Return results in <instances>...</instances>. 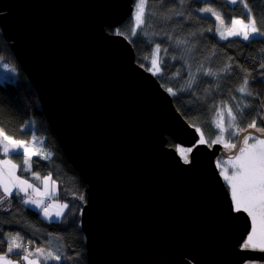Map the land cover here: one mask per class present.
Listing matches in <instances>:
<instances>
[{"label": "water", "instance_id": "water-1", "mask_svg": "<svg viewBox=\"0 0 264 264\" xmlns=\"http://www.w3.org/2000/svg\"><path fill=\"white\" fill-rule=\"evenodd\" d=\"M134 1L0 0V32L85 185L87 262H264V253L241 247L250 221L234 211L215 164L233 153L199 143L200 132L117 35ZM168 138L192 149L188 163Z\"/></svg>", "mask_w": 264, "mask_h": 264}, {"label": "trees", "instance_id": "trees-1", "mask_svg": "<svg viewBox=\"0 0 264 264\" xmlns=\"http://www.w3.org/2000/svg\"><path fill=\"white\" fill-rule=\"evenodd\" d=\"M249 2L258 26L264 27V12L261 11L264 0ZM205 5L220 12L226 21L228 17L244 13L240 4L232 5L227 0H150L149 8L153 14L151 17L146 14L145 26L138 30L136 36L130 35L134 24L131 18L117 31L128 36L136 63L145 69L151 67L148 58L156 45H160L162 74L155 75L156 78L164 89L172 88L177 93L170 94L176 109L191 126L199 127L205 139L210 141L218 135L214 125L215 111L225 102L232 105L234 110L241 99L251 103L252 107L246 110L251 114L246 116L244 123L256 119L261 126L259 115L264 113V108L260 107L264 104V83H261L264 80V68L261 67L264 64V37L257 35L249 41L238 37L219 39L215 20L198 12ZM177 40L185 43L177 46ZM164 49H167L166 53ZM7 66L10 70H6ZM226 67L228 71H224ZM209 70L216 75L204 76L203 72ZM0 71L6 74L0 79V127L15 139L30 140L36 136L43 141L42 150L51 154L50 159L33 157L30 172L22 171V161L12 157L13 163L18 165L19 176L28 179L29 173H36L40 177L50 175L56 181V198L69 205L58 221L47 222L33 207L19 202L23 197L13 193L10 208L7 202L0 205L2 247L6 251L7 237L19 234L24 244L31 241L30 249L44 247L47 250L49 244L53 249L62 245L63 252L71 259H62L59 264H88L85 238L79 224L80 211L86 202L85 185L80 174L67 163L44 116L35 89L1 32ZM246 76L250 89L259 94L255 99L241 97L236 91ZM193 77L195 82L189 88ZM232 97L237 99L233 100ZM167 145L176 146L170 138ZM5 208L8 210H2ZM11 258L17 259L14 254Z\"/></svg>", "mask_w": 264, "mask_h": 264}, {"label": "snow or ice", "instance_id": "snow-or-ice-1", "mask_svg": "<svg viewBox=\"0 0 264 264\" xmlns=\"http://www.w3.org/2000/svg\"><path fill=\"white\" fill-rule=\"evenodd\" d=\"M152 2H155V0H152ZM227 2L232 5L240 4L244 9V13L237 17H228L226 21L225 17L212 7L200 9V12L215 18L217 22L215 31L220 39L227 40L229 37H240L244 41H249L257 35L264 37V27L258 26L249 0H227ZM149 3L150 0H136L131 36H136L138 30L143 29L146 22V14L148 17L153 14L149 8ZM261 11L264 12V9H261ZM208 30L212 31V29ZM120 34L119 32L117 33V35ZM125 38L127 39L128 36ZM183 43H185L183 40L176 41L177 46ZM160 52V45L157 44L148 58L150 59L151 67L147 70L151 71L153 75L162 74ZM164 52L166 53L167 49H164ZM228 67L224 71H228ZM261 67L264 68V64ZM203 75L211 77L216 74L209 70L203 72ZM194 82L195 78L193 77L188 87L191 88ZM261 83H264V80ZM167 91L171 95L177 94L172 88H168ZM236 91L241 94V97H252L255 99L259 95L250 89L247 76ZM232 99L235 100L237 98L232 97ZM234 107L235 110L227 102L222 106H217L214 125L215 128L219 129V135L211 143L223 144L225 149L233 153L224 162L226 166L218 165V167H221L220 174L230 190L234 211L245 213L250 221L249 231L242 242V248L248 251L264 253V126L258 125L256 119H252L250 123H244L246 116L251 114L246 111L252 107L251 103L244 102L241 99ZM260 107L264 108V104H261ZM259 119L264 121V115H259ZM196 131L200 132V144L209 143L199 127L196 128ZM225 132H228L230 137H238V143L225 141ZM42 149L43 141L36 136H32L30 140L15 139L6 134L3 128L0 127V189L3 192V195L0 196V205H4L7 202L8 208H10L13 189H16V196L19 197L22 193L23 197H26L21 198L19 202L25 205H34L35 208L43 213L46 220H51L53 215L59 220L64 216V210L69 205L66 203H45L46 198L51 201L56 197V181L52 180L50 175L45 176L42 180L44 190L40 191L38 187L29 183L27 179H21L17 176L18 165L13 163L12 159V157L20 159L23 165L22 171L30 172L32 170L33 157L39 156L40 159H50L51 154L44 152ZM177 150L183 157L184 162L188 163V153L192 149L178 148ZM233 150L235 151L233 152ZM33 177L36 180H41V177L36 173H33ZM8 208L2 210L7 211ZM52 209H56V211L53 213ZM7 239L6 251L2 247L3 239H0V264H20L21 261L24 264H49L50 261H55L59 264L62 259H71L70 256L65 255L63 252L62 245H58L53 249L51 244H49L47 250L44 247H36L34 250H30L31 241H29V244H24L19 234L9 236ZM12 254L17 257L16 260L11 258Z\"/></svg>", "mask_w": 264, "mask_h": 264}, {"label": "rangeland", "instance_id": "rangeland-1", "mask_svg": "<svg viewBox=\"0 0 264 264\" xmlns=\"http://www.w3.org/2000/svg\"><path fill=\"white\" fill-rule=\"evenodd\" d=\"M135 2H136V0L134 1V10H133V13H132V15H131V19L133 20V23H134V12H135ZM205 7H210V6H207V5H205V6H203L202 8H205ZM201 8V9H202ZM198 12L200 13V14H202V15H206V16H210V15H208V14H205V13H202V12H200V9L198 10ZM211 17V16H210ZM213 18V17H212ZM214 20H215V18H213ZM216 22V21H215ZM216 26H217V22H216ZM117 33H118V31H116ZM217 34V33H216ZM217 36H218V38L220 39V37H219V35L217 34ZM229 38H231V37H229ZM233 38V37H232ZM238 38H240V37H238ZM222 40V39H221ZM6 70H10V68L7 66L6 67ZM151 72V71H150ZM152 73V72H151ZM3 76H6V74H5V72L3 71V72H1L0 71V79H3L4 77ZM226 119V123H227V117L225 118ZM217 131H218V135H219V129H217ZM215 139V138H214ZM214 139H212V140H214ZM224 139H225V141H230V142H233V143H235V140H236V137H230L229 136V134H228V132H225V134H224ZM212 140H210L209 141V143H206L207 145H209V146H211L212 145V143H211V141ZM199 141H200V139H199ZM222 146H223V144H221ZM178 148H183V149H190V148H185V147H182V146H178V145H176L175 146V149L177 150ZM224 148V147H223ZM225 149V148H224ZM227 150V149H226ZM227 151H229V150H227ZM177 153L179 154V156L181 157V159L184 161V159H183V157L181 156V154H180V152L177 150ZM188 155H189V153H188ZM228 159L227 158H224V157H222V156H218L217 158H216V160H215V164H216V167H217V169H218V171H219V173L221 172V167H218V165H221V166H226V165H224V162L225 161H227ZM221 175V174H220ZM222 177V176H221ZM222 179H223V177H222ZM223 181H224V179H223ZM224 183H225V181H224ZM225 185L227 186V184L225 183ZM227 188H228V186H227ZM39 189H40V187H39ZM2 190V189H1ZM44 190V187L42 188V191ZM56 190H57V185H56ZM228 190H229V188H228ZM31 193V192H30ZM229 193H230V190H229ZM57 196V195H56ZM230 197H231V194H230ZM24 198H26V197H24ZM53 201H55V203H61V204H65V202H63V201H61V200H59V199H57L56 197H54L53 198ZM28 206H31V207H33L35 210H37L38 212H39V215H40V217L43 219V220H45V221H47V222H50V221H58L57 220V218L55 217V220H46L45 218H44V216H43V213L39 210V209H37V208H35V206L34 205H28ZM52 211H53V213L56 211V209H52ZM65 211V210H64ZM54 216V215H53ZM8 238V237H7ZM7 241H8V239H7ZM242 247V246H241ZM35 248H33V249H30V250H34ZM13 259V258H12ZM13 260H15V259H13ZM52 263H56L55 261H50L49 262V264H52ZM20 264H24V262L23 261H21L20 262ZM244 264H264V263H258L257 261H248V262H245Z\"/></svg>", "mask_w": 264, "mask_h": 264}, {"label": "crops", "instance_id": "crops-1", "mask_svg": "<svg viewBox=\"0 0 264 264\" xmlns=\"http://www.w3.org/2000/svg\"><path fill=\"white\" fill-rule=\"evenodd\" d=\"M17 176H19L18 172L16 173ZM21 179H27L25 178L24 176H19ZM45 177V176H44ZM44 177H41V180H36L34 177H33V173H29V177H28V181L29 183H32L35 187H40V191H42V188L44 187L43 183H42V180ZM29 192H31V190L29 189ZM13 193H16V189H13ZM21 197H23V194L21 193L20 195ZM24 198V197H23ZM55 203V201L51 200L49 201L47 198L45 199V203ZM52 220H55V216L52 217Z\"/></svg>", "mask_w": 264, "mask_h": 264}, {"label": "flooded vegetation", "instance_id": "flooded-vegetation-1", "mask_svg": "<svg viewBox=\"0 0 264 264\" xmlns=\"http://www.w3.org/2000/svg\"><path fill=\"white\" fill-rule=\"evenodd\" d=\"M257 261V260H256ZM258 263H264V262H262V261H257Z\"/></svg>", "mask_w": 264, "mask_h": 264}, {"label": "built area", "instance_id": "built-area-1", "mask_svg": "<svg viewBox=\"0 0 264 264\" xmlns=\"http://www.w3.org/2000/svg\"><path fill=\"white\" fill-rule=\"evenodd\" d=\"M49 203V202H48Z\"/></svg>", "mask_w": 264, "mask_h": 264}]
</instances>
